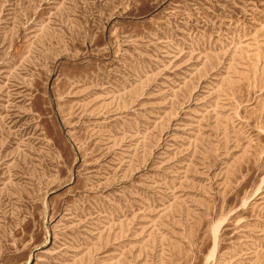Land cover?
<instances>
[{
	"label": "rangeland",
	"instance_id": "rangeland-1",
	"mask_svg": "<svg viewBox=\"0 0 264 264\" xmlns=\"http://www.w3.org/2000/svg\"><path fill=\"white\" fill-rule=\"evenodd\" d=\"M0 264H264V0H0Z\"/></svg>",
	"mask_w": 264,
	"mask_h": 264
}]
</instances>
